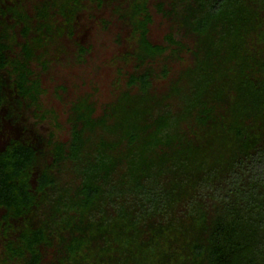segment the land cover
<instances>
[{"label": "trees", "instance_id": "1", "mask_svg": "<svg viewBox=\"0 0 264 264\" xmlns=\"http://www.w3.org/2000/svg\"><path fill=\"white\" fill-rule=\"evenodd\" d=\"M22 1L0 0V110H39L33 65L46 69L48 45L72 34L87 0H43L31 13ZM156 11L171 24L161 44L149 39L148 0L114 10L137 71L99 108L76 98L66 142L51 134L44 148L12 140L0 151V264H264V0H166ZM183 52L190 63L173 79L151 68Z\"/></svg>", "mask_w": 264, "mask_h": 264}, {"label": "rangeland", "instance_id": "2", "mask_svg": "<svg viewBox=\"0 0 264 264\" xmlns=\"http://www.w3.org/2000/svg\"><path fill=\"white\" fill-rule=\"evenodd\" d=\"M43 0H23L22 6L31 13ZM125 0H87L83 10L77 14L72 34L64 31L62 36L54 38L48 45L43 61L46 69L35 63L33 71L38 74L44 95L39 100V110L14 103L0 110V151L12 140L31 141L37 148H44L51 134L55 140L66 142L69 128L66 124L71 103L78 97L89 94L97 107L109 102L125 88L126 79L133 74L136 65L132 60L124 59L131 51L129 29L118 21L114 10ZM153 15L149 39L154 44H161L170 32L169 21L156 11V5L165 4L166 0H148ZM56 27L61 28L57 20ZM185 46L190 47L189 38H180ZM17 42L22 39L17 34ZM80 49L85 53L81 56ZM180 60L170 57L157 60L151 68L160 74L165 67L168 80L190 63L187 52L181 53ZM167 81L158 80L154 87L161 91ZM56 117L52 121L51 115ZM46 115L44 122L39 116ZM58 126V127H57ZM1 251V243H0ZM50 260V254L45 262Z\"/></svg>", "mask_w": 264, "mask_h": 264}]
</instances>
